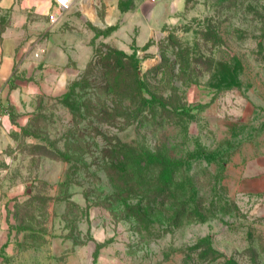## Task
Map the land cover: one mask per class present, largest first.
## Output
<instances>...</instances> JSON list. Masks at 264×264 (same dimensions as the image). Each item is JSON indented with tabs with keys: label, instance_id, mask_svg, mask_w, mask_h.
Masks as SVG:
<instances>
[{
	"label": "rangeland",
	"instance_id": "374dc122",
	"mask_svg": "<svg viewBox=\"0 0 264 264\" xmlns=\"http://www.w3.org/2000/svg\"><path fill=\"white\" fill-rule=\"evenodd\" d=\"M47 1L0 126V264H264V0Z\"/></svg>",
	"mask_w": 264,
	"mask_h": 264
},
{
	"label": "crops",
	"instance_id": "0c3cea01",
	"mask_svg": "<svg viewBox=\"0 0 264 264\" xmlns=\"http://www.w3.org/2000/svg\"><path fill=\"white\" fill-rule=\"evenodd\" d=\"M98 0H73V6L68 10L77 11L84 13L87 6L91 5L94 9V4ZM170 2V0H167ZM13 0H3V7L5 9L11 10V27L7 28L5 31H0V89L2 90V96L0 98V104L11 103L14 98H16L21 93V88L19 85L11 87L12 81L18 82L17 72L24 63L21 58L24 55L31 54L32 50L40 53L41 50V37L44 34L43 31L48 25L47 15L52 12V5L47 0H23L19 7H13ZM162 10H159L162 16L170 13L171 9L179 10L181 7V1L173 0V3L167 4L162 2ZM172 5V6H171ZM171 6V7H170ZM85 14V13H84ZM158 14H155L156 17ZM116 13H112L110 19H114ZM29 17L32 19L29 20ZM58 25V23L56 24ZM141 39L144 42L150 29L152 28L151 22L143 20L141 22ZM33 29L38 35L39 39L36 38L34 41H30L27 44L24 41V32ZM46 38V37H45ZM54 40V37L50 36L47 38L48 42ZM38 54V55H39ZM21 58V60L19 59ZM12 80V81H11Z\"/></svg>",
	"mask_w": 264,
	"mask_h": 264
},
{
	"label": "built area",
	"instance_id": "2783aa9c",
	"mask_svg": "<svg viewBox=\"0 0 264 264\" xmlns=\"http://www.w3.org/2000/svg\"><path fill=\"white\" fill-rule=\"evenodd\" d=\"M152 2L156 0H150ZM53 3L62 11L70 10V8L73 6V0H53ZM2 96V90L0 89V98ZM9 104L8 103H2L0 104V126L3 124L4 118L7 116V110H8Z\"/></svg>",
	"mask_w": 264,
	"mask_h": 264
}]
</instances>
